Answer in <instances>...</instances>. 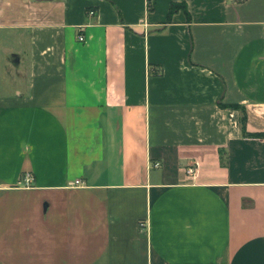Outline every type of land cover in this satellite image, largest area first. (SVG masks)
I'll list each match as a JSON object with an SVG mask.
<instances>
[{"label": "crops", "instance_id": "obj_1", "mask_svg": "<svg viewBox=\"0 0 264 264\" xmlns=\"http://www.w3.org/2000/svg\"><path fill=\"white\" fill-rule=\"evenodd\" d=\"M0 264H264V0H0Z\"/></svg>", "mask_w": 264, "mask_h": 264}, {"label": "built area", "instance_id": "obj_2", "mask_svg": "<svg viewBox=\"0 0 264 264\" xmlns=\"http://www.w3.org/2000/svg\"><path fill=\"white\" fill-rule=\"evenodd\" d=\"M88 15L89 16H93L94 15V12L93 11H89L88 12ZM85 38L84 36L79 33L78 35V41L79 42H84ZM153 167H158V164H155ZM196 170H197V166L196 165H190L186 168V175L189 177V178H193L196 174ZM32 183V178L30 175H26L25 178H24V184L25 186H29L30 184ZM75 185H80V182L79 181H76L75 182Z\"/></svg>", "mask_w": 264, "mask_h": 264}, {"label": "trees", "instance_id": "obj_3", "mask_svg": "<svg viewBox=\"0 0 264 264\" xmlns=\"http://www.w3.org/2000/svg\"><path fill=\"white\" fill-rule=\"evenodd\" d=\"M178 8L177 5L175 4H172L171 7H170V10H169V16L174 13V11Z\"/></svg>", "mask_w": 264, "mask_h": 264}]
</instances>
